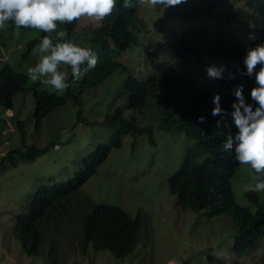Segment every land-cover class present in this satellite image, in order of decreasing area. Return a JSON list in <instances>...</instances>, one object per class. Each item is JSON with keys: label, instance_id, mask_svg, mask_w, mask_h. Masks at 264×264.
<instances>
[{"label": "rangeland", "instance_id": "rangeland-1", "mask_svg": "<svg viewBox=\"0 0 264 264\" xmlns=\"http://www.w3.org/2000/svg\"><path fill=\"white\" fill-rule=\"evenodd\" d=\"M215 1L184 0L174 9L168 7L164 11H156L148 0H143L139 11L142 22L138 28L141 47H132L127 50L129 52H124L119 62L128 65L129 71L141 81L148 80L150 76L163 73L157 70L161 60L146 56V49H152L158 42L188 46L192 49L190 61L180 63V73L184 74L185 69L187 71L191 67L186 77L212 89L210 82L213 78L206 75V67L217 65L215 57L205 55L204 64L196 65L198 57L192 52L194 49L198 51L200 46L209 48L214 39L204 35L194 20L177 18L172 12H194L199 7H210L215 14L229 11L233 4L246 7V2L233 3L231 0L211 7ZM100 23L101 20L90 17L79 18L75 35L79 45L88 46L84 30ZM249 30H252L250 25L241 22L235 27L232 39L255 45L259 41L253 31L247 35ZM216 31V24L208 21L204 33ZM39 35V31L11 26L0 28V70L9 64L27 74L28 67L40 59L28 51L27 43ZM161 54L164 56L166 53ZM66 67L60 65L62 70ZM126 77V71L118 70L103 84L85 92L81 104L68 100L65 106L58 107L44 120L38 136H35L32 118L35 107L32 91L18 94L14 98L13 110L6 112L0 107V162L13 149L25 150L15 125L18 118L12 120L13 115L18 114L17 117L27 121L34 134L30 139L36 145L54 142L52 148L35 160H19L17 167H12L11 160H7L4 161L6 168L0 170V264H264V239L251 254L239 256L233 253L234 242L229 239L233 229L226 224L227 221L219 219L221 217L209 219L205 212L187 211L177 204L168 179L179 169L187 150L196 144V140H189L178 130L162 131L156 112L149 107L143 115L134 113L123 96ZM36 83L39 81L29 78V84ZM42 87L57 93L66 90H55L44 84ZM117 107L127 116H136L142 126H153L156 146L149 143L147 134L125 136L122 148L113 150L97 174L65 199L60 224H46L44 232L47 235L40 255H27L12 234L15 215L28 209L34 191L44 184L67 182L78 171L84 157L98 144L109 141L114 127L105 120ZM80 110L83 121L78 115ZM243 169L251 173L252 179L239 185L235 177L232 185L238 202L247 205L245 186L254 182V172L248 165H243L237 175ZM258 193L264 199V192ZM86 204L87 212L95 204H113L124 208L132 218L138 217V245L131 254L118 260L109 251H96L92 245L84 246L81 220ZM226 242V247L219 248V244Z\"/></svg>", "mask_w": 264, "mask_h": 264}, {"label": "trees", "instance_id": "trees-1", "mask_svg": "<svg viewBox=\"0 0 264 264\" xmlns=\"http://www.w3.org/2000/svg\"><path fill=\"white\" fill-rule=\"evenodd\" d=\"M142 1L132 0V5L127 9L117 5L112 13L101 20L99 26L84 30L87 47L92 48L98 57L97 64L83 72L78 80H71L69 77L71 82L64 93L43 89L40 82L29 84V76L26 73L17 71L12 65H5L0 70V107L5 111L14 109V98L25 91H32L35 100L32 118L35 136H38L41 134L44 120L58 107L65 106L68 100L76 105L81 104L85 92L103 84L114 72L121 69L126 71L123 96L127 98L134 113L143 115L149 107L156 112L162 131L178 130L185 133L189 140H196V144L187 150L179 169L168 179L177 204L187 211L205 212L209 219L221 217L219 219L227 221L226 224L233 229V235L229 237L234 242L233 253L247 256L256 250L264 239V199L258 192L249 191L244 195L247 205L236 201L232 182L236 177L235 181L239 185L246 184L247 180L252 179L251 173L243 169L237 175L244 164L236 162L232 151H225L222 146L223 141L235 129L230 123L217 126V117L211 115V108L214 93L220 94L221 106L230 110L235 87L243 84L247 99L249 89L254 86V79L242 75L243 56L249 45L236 42L232 38L235 27L243 22L250 25L259 42H264V0H231L233 3L246 2V7H235L233 4L229 11H218L215 14L210 7H199L194 12H172L177 18L194 20L204 35L214 39L209 48L200 46L198 51L194 49L192 54H197L198 57L196 65L204 64L205 55L214 56L217 66H225V77L229 71L235 73L233 79H213L210 82L212 89L186 77L191 67L187 71L185 69L184 74L180 73V63L184 60L186 63L190 61L192 49L188 46L158 42L152 49H146V56L161 60L157 70L163 73L150 76L148 80L141 81L129 71L128 65L119 62L124 52H129L127 50L132 47H141L138 28L142 22L139 15ZM223 2L224 0H216L211 7H218ZM177 6L178 4L169 8L174 9ZM208 21L216 24V32L204 33ZM58 26L66 30L64 39H71L79 44L75 39L79 19L72 23L58 22ZM19 28L40 32L39 36L27 43L29 52L45 34L35 28ZM251 31H247V35ZM80 45L82 46L81 43ZM163 52L166 53L164 56L161 54ZM81 114L80 110L78 115L83 121ZM199 115H205L207 119L201 123L197 120ZM17 116H12L11 119L18 118L15 125L25 150L9 151L0 162V170L6 168L4 161L11 160L12 167H17V161H33L54 146L52 141L44 146L33 143L30 138L34 134L28 128L27 121ZM105 121L114 127L109 141L106 144H98L95 150L84 157L78 171L67 182L44 184L34 191L28 209L15 215L12 234L22 244L27 255H40V248L47 235L44 232L46 224H60L65 199L97 174L99 167L113 150L122 148L125 136L147 134L149 143L153 146L157 144L153 126H142L136 116L125 115L119 107L108 114ZM86 208L87 204L81 220L85 247L92 245L96 251H109L118 260L133 252L138 245V217L132 218L124 208L113 204H95L88 212ZM227 244L221 243L219 248L226 247Z\"/></svg>", "mask_w": 264, "mask_h": 264}, {"label": "clouds", "instance_id": "clouds-1", "mask_svg": "<svg viewBox=\"0 0 264 264\" xmlns=\"http://www.w3.org/2000/svg\"><path fill=\"white\" fill-rule=\"evenodd\" d=\"M180 3L182 0H148L156 11H164ZM117 5L127 9L132 5V0H0V28H35L45 33L32 48L40 59L28 67L27 74L34 82L63 90L69 87V77L78 80L84 71L95 67L98 57L92 48L64 39L66 30L59 27L58 22L72 23L81 17L103 20ZM61 64L68 66V69L62 70ZM243 65L242 75L255 81L247 99L243 84L233 90L230 110L221 106L220 94L214 93L211 115L217 117V126L230 123L235 129L222 146L225 151H232L236 162L248 165L254 172V182L245 186L246 194L249 191L264 192V42L246 47ZM225 71L224 65L206 67V75L210 78L235 77L231 71L225 77ZM206 119L205 115L197 117L201 123ZM235 196L238 202L236 193Z\"/></svg>", "mask_w": 264, "mask_h": 264}]
</instances>
